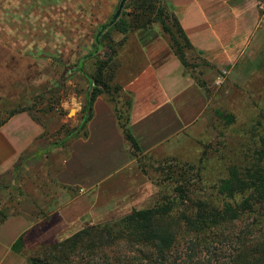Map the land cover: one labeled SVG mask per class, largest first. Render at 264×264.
<instances>
[{"label": "rangeland", "instance_id": "374dc122", "mask_svg": "<svg viewBox=\"0 0 264 264\" xmlns=\"http://www.w3.org/2000/svg\"><path fill=\"white\" fill-rule=\"evenodd\" d=\"M120 2L0 0V40L10 44L14 53L0 68V124L26 113L51 128L41 136L43 140H53L48 145L61 141L72 132L85 115L89 82L78 72L71 71L94 52L96 34L116 13ZM261 3L264 13V0ZM132 13L131 6L126 11V21H130ZM170 25L177 33L174 23L170 21ZM150 30L170 41L160 25L156 24ZM137 32L112 31L105 42L106 51L89 58L81 67L90 79L98 73L105 54L107 58L112 57L110 69L113 70L110 73L107 69L105 76L108 78L113 74L112 87H121L119 93L114 92L115 99L123 96L125 85L144 66L135 40ZM143 33L150 35L147 31ZM250 54L247 62L239 64L234 71H220L195 52L186 50L187 73L208 93V131L176 153L175 158L167 159L161 155L158 163L147 162L145 168L153 184L152 190L115 204L98 216L91 227L119 224L133 211L163 204H173L176 216L185 212L191 214L192 203L197 200L209 201L221 208L229 203L237 206L219 194L220 184L229 178L233 166L250 165L257 159L264 136V39ZM103 97L107 101L111 99ZM227 117H231L232 123ZM52 129L55 132L52 133ZM23 158L26 163L27 157ZM22 170L17 172L15 194L6 192L0 196V221L30 207ZM10 174L0 175L1 185ZM240 202L241 198L238 199ZM40 203L34 201V206L40 208ZM51 207L46 211L50 212ZM173 228L179 226L174 224ZM259 239H264V205L257 215L228 224L215 245L216 252L215 249L210 251L223 261L237 255L243 243ZM63 241L57 240V243ZM196 244L188 237L186 242L178 244L175 256L189 255L208 262L210 253ZM42 253L40 245L27 244L22 251L28 259L43 257Z\"/></svg>", "mask_w": 264, "mask_h": 264}, {"label": "crops", "instance_id": "0c3cea01", "mask_svg": "<svg viewBox=\"0 0 264 264\" xmlns=\"http://www.w3.org/2000/svg\"><path fill=\"white\" fill-rule=\"evenodd\" d=\"M165 1L192 51L217 70L234 71L264 39L262 0ZM143 32H137L135 40L144 68L124 87L133 98L131 131L139 155H134L113 105L103 96L83 130L67 142L68 136L48 145L53 140L41 136L51 128L26 113L0 127V175L12 174L0 184V196L15 194L17 172L23 168L21 177L31 200L28 210L0 221V264H31L13 249L23 235L33 246L67 240L115 204L152 190L147 162L158 163L161 155L175 158L208 131L207 90L187 73L165 37ZM10 55V44L0 40V68ZM34 201H41L40 208Z\"/></svg>", "mask_w": 264, "mask_h": 264}, {"label": "trees", "instance_id": "16d2710c", "mask_svg": "<svg viewBox=\"0 0 264 264\" xmlns=\"http://www.w3.org/2000/svg\"><path fill=\"white\" fill-rule=\"evenodd\" d=\"M131 6L133 13L130 21H126V11ZM168 8L170 9L165 0H130L119 21L103 35L101 51H106L105 42L112 31L117 30L122 34L147 31L158 24L163 33L169 36L172 50L184 68H187L186 50L192 51L193 47L176 15L169 12ZM170 21L177 28V33L173 31ZM107 56L105 54L106 58L100 64L98 73L90 79L80 66L71 71L84 76L89 87L84 120L76 131L68 134L65 142L83 130L92 118L96 100L105 95L111 98L108 101L114 107L120 128L137 156L141 150L131 131L133 98L124 92L119 99L114 98V92L119 93L121 87H112L113 74H109L108 78L105 76L107 69L110 73L113 70L112 67L110 69L112 57ZM126 97L129 99L126 100ZM227 118L230 120L231 117ZM229 122L232 123L231 120ZM260 144L257 159L251 161L250 165L233 166L229 178L220 184L219 194L229 199L228 201L235 202L236 207L229 203L221 208L209 201L197 200L192 203L191 214L185 212L174 215L173 204L133 211L119 224L92 227L88 225L63 242L40 245L43 257L30 258L31 264H264V239L243 243L237 255L223 261L217 259L215 253V245L222 238L228 224L240 221L243 217L257 215L264 205V136ZM162 201L165 202L164 199ZM174 224L179 228L174 229ZM188 237L198 243L196 247L201 245L210 253L208 262L199 261L189 255L181 258L175 256L178 244L181 241L186 242ZM26 245V236L23 235L13 249L21 253ZM214 249V253L210 251Z\"/></svg>", "mask_w": 264, "mask_h": 264}, {"label": "water", "instance_id": "95a60500", "mask_svg": "<svg viewBox=\"0 0 264 264\" xmlns=\"http://www.w3.org/2000/svg\"><path fill=\"white\" fill-rule=\"evenodd\" d=\"M130 0H121L120 4H119V7L116 11V13L112 16V18L105 24L101 27V29L98 31L97 33V36H96V39H95V42H96V46H97V49L95 51L94 54H98L101 50H103V45H102V42H101V39L103 37V35L105 34L106 31H108L109 29H111L112 27L115 26V24L119 21V19L122 17V14L126 8V5L128 4ZM93 54H91L90 56H87L85 57L81 64H80V67L83 66V64L85 63V61H87L90 57H92ZM73 113V112H72ZM71 113V114H72Z\"/></svg>", "mask_w": 264, "mask_h": 264}, {"label": "flooded vegetation", "instance_id": "af4514ba", "mask_svg": "<svg viewBox=\"0 0 264 264\" xmlns=\"http://www.w3.org/2000/svg\"><path fill=\"white\" fill-rule=\"evenodd\" d=\"M95 51H96V49L94 50V52L92 53L93 54V56L92 57H90V58H93V57H95V56H98V55H100L101 53H103L102 51H100L98 54H94L95 53ZM91 55V54H90ZM89 55V56H90Z\"/></svg>", "mask_w": 264, "mask_h": 264}]
</instances>
